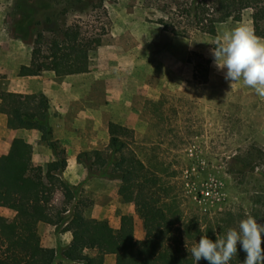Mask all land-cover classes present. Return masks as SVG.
Returning <instances> with one entry per match:
<instances>
[{
    "label": "rangeland",
    "instance_id": "obj_1",
    "mask_svg": "<svg viewBox=\"0 0 264 264\" xmlns=\"http://www.w3.org/2000/svg\"><path fill=\"white\" fill-rule=\"evenodd\" d=\"M191 2L0 0L4 19L0 31H6V37L0 32V41L11 37L15 47L33 48L40 34L47 52L69 25L80 26L85 37L106 29L101 44L90 52V72L61 78L75 90L71 96L77 105L85 104L104 119V124H98V137L106 146L97 149L110 142L106 124L118 122L134 130L130 141L141 157L158 154L177 169L175 179L186 209H251V195L264 190V99L242 82L231 89L224 78L226 69L214 66L210 43L237 25L254 30L252 9L230 11L211 34L192 21ZM23 19L31 24L29 39L17 34ZM78 162L80 176L64 180L65 194L59 203L49 202L45 193L52 213L60 209L65 221L41 226L43 244L54 248L68 244L66 221L80 209L111 230L119 228L122 214H132L135 245L145 246L147 223L139 215V194L125 201L120 193L121 173L102 174L106 164L95 163L83 151ZM64 164L55 161L48 174ZM10 234L0 233V243L7 246L3 254L17 247L19 239ZM98 244L91 239L84 251L97 257L95 264H115V254L102 253Z\"/></svg>",
    "mask_w": 264,
    "mask_h": 264
},
{
    "label": "trees",
    "instance_id": "obj_2",
    "mask_svg": "<svg viewBox=\"0 0 264 264\" xmlns=\"http://www.w3.org/2000/svg\"><path fill=\"white\" fill-rule=\"evenodd\" d=\"M251 8L254 31L264 37V0H192L194 22L208 33H216V24L232 10ZM24 18V17H23ZM26 31V32H25ZM106 29L85 37L78 25H69L62 39H53L44 51L42 35L35 38L30 64H22L20 75H37L53 70L57 75L90 70V52L102 42ZM31 24L24 19L17 25V34L29 39ZM0 98L9 104L13 127H30L33 123L44 140L52 144L54 129L50 123V98L44 92L26 95L24 108L14 105L12 92L0 89ZM110 142L106 148L85 152L97 164H106L102 174L121 173L120 193L125 201L140 196L139 215L147 223V244L135 245V219L132 214L121 216L117 230L106 227L98 218L86 217L75 209L65 225L72 240L56 248L43 244L37 230L45 221L59 225L65 221L60 209L52 213L45 199L43 167L32 161L33 146L21 137L13 139L9 152L0 164V184L7 188L1 205L12 208L16 216L7 224L20 238L15 249L0 256V264H95L96 256L84 251L91 239L99 241L104 254H115V264H196L185 246L191 248L204 235L216 240L230 227H236L246 215L264 224V190L251 195V209L226 208L218 211L186 209L183 192L178 189L177 169L162 156L141 157L131 139L134 130L118 122L109 123ZM246 253L238 242V254L229 264H243ZM206 261L204 259H201ZM208 262V261H206Z\"/></svg>",
    "mask_w": 264,
    "mask_h": 264
},
{
    "label": "crops",
    "instance_id": "obj_3",
    "mask_svg": "<svg viewBox=\"0 0 264 264\" xmlns=\"http://www.w3.org/2000/svg\"><path fill=\"white\" fill-rule=\"evenodd\" d=\"M2 23L4 24V19L0 16V25ZM0 32L6 37V31L1 30ZM16 44L20 45V43ZM21 48L15 47V42L11 37L0 41V89L11 91L13 103L19 108L25 107L28 93H46L50 98V123L54 129V137L52 144L44 140L42 132L35 127L34 123L30 127H13L9 104L0 98V164L9 152L14 138L21 137L27 140L33 146V164L43 167L46 197L49 202L57 204L65 194L64 180H73L75 176H80L82 167L78 162L79 154L82 151H91L106 146V143L98 137V124H104V119H99L93 109L87 110L88 107L85 104L77 105L76 98L71 96L75 90L71 88L69 82L65 83L61 79L64 75H57L53 70H43L37 75H20L21 65L31 63L33 50L32 47L26 45H22ZM89 72L90 70L73 74H88ZM36 82L39 86H31ZM106 126L109 129L108 123ZM57 160L64 161L65 166L54 168L50 176L49 167ZM6 189L0 184V203L6 196ZM15 216L14 209L0 204V233L9 232L7 224ZM120 222L121 219L118 221V226ZM45 223L47 222L38 223V232ZM67 236V243H69L73 237L72 232H67ZM10 237L15 240L20 236L10 234ZM6 247L5 243H0V256L3 255Z\"/></svg>",
    "mask_w": 264,
    "mask_h": 264
},
{
    "label": "clouds",
    "instance_id": "obj_4",
    "mask_svg": "<svg viewBox=\"0 0 264 264\" xmlns=\"http://www.w3.org/2000/svg\"><path fill=\"white\" fill-rule=\"evenodd\" d=\"M210 49L214 66L225 72V80L232 87L242 82L255 90L264 99V37L258 36L247 25L234 26L217 36ZM204 235L191 248L185 246L191 257L209 264H229L238 254V242L242 244L246 259L243 264H264V224L258 223L252 215H246L236 227H230L226 234H217L213 241L202 227Z\"/></svg>",
    "mask_w": 264,
    "mask_h": 264
}]
</instances>
